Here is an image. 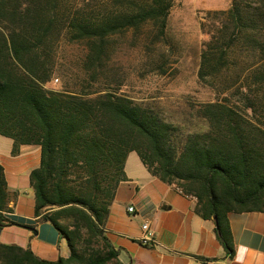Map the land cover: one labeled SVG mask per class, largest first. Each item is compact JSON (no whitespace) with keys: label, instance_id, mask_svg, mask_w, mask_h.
Here are the masks:
<instances>
[{"label":"trees","instance_id":"16d2710c","mask_svg":"<svg viewBox=\"0 0 264 264\" xmlns=\"http://www.w3.org/2000/svg\"><path fill=\"white\" fill-rule=\"evenodd\" d=\"M173 1L120 0L105 8L89 0H0V136L12 140V155L23 146L40 149L29 174L34 215L68 249L48 261L0 244V264H123L106 223L131 152L151 176L194 198L197 215L217 218L213 232L228 259V214L264 212V7L230 0L225 11L208 13L197 76L218 95L192 108L201 125L182 138L126 93L127 77L105 72L114 38L149 23L162 36ZM63 37L85 45L80 77L59 69ZM229 73L230 81L216 84ZM16 197L0 166V229L16 224L7 216Z\"/></svg>","mask_w":264,"mask_h":264},{"label":"crops","instance_id":"0c3cea01","mask_svg":"<svg viewBox=\"0 0 264 264\" xmlns=\"http://www.w3.org/2000/svg\"><path fill=\"white\" fill-rule=\"evenodd\" d=\"M11 149L12 140L0 136V166L9 190L17 193L7 214L16 224L0 229V244L29 248L48 261L67 257L55 228L34 215L29 174L39 165L40 149L23 146L17 155ZM128 156L126 180L117 187L106 223V235L121 250L123 264L131 259L138 264H264V212L228 214L234 243L228 259L213 232L214 222L195 213V199L151 176L138 156L130 162ZM130 206L133 213L127 211ZM145 223L147 230L142 229Z\"/></svg>","mask_w":264,"mask_h":264},{"label":"rangeland","instance_id":"374dc122","mask_svg":"<svg viewBox=\"0 0 264 264\" xmlns=\"http://www.w3.org/2000/svg\"><path fill=\"white\" fill-rule=\"evenodd\" d=\"M91 1L100 7L115 8L120 0ZM251 2L264 7V0ZM229 3L230 0H174L162 36L157 37V27L149 23L114 38L112 59L105 68L106 74L127 77L126 93L177 128L180 138L197 131L201 125L193 116L192 108L217 99L215 88L200 81L197 72L202 45L209 38L203 25L206 27L209 20L212 21L207 15L213 11H225ZM85 53L83 43H71L64 37L59 40L57 63L66 77L81 76ZM231 76V73L225 75L216 84L222 85L225 78L230 81ZM53 77L60 76L55 74ZM57 83L54 79L52 85ZM228 94L225 91L219 96L222 99ZM260 95L264 97V93ZM137 158L135 152L128 156L129 162Z\"/></svg>","mask_w":264,"mask_h":264},{"label":"built area","instance_id":"2783aa9c","mask_svg":"<svg viewBox=\"0 0 264 264\" xmlns=\"http://www.w3.org/2000/svg\"><path fill=\"white\" fill-rule=\"evenodd\" d=\"M176 187V186H175ZM176 189L179 191V192H181V190L178 188V187H176ZM127 211L129 212V213H133V211H134V209H133V207H128L127 208ZM149 228V225H148V223H145V224H143V226H142V229L143 230H147Z\"/></svg>","mask_w":264,"mask_h":264},{"label":"water","instance_id":"95a60500","mask_svg":"<svg viewBox=\"0 0 264 264\" xmlns=\"http://www.w3.org/2000/svg\"><path fill=\"white\" fill-rule=\"evenodd\" d=\"M214 222H215V227H216V229L218 230L219 225H218V221H217V218H216V217L214 218Z\"/></svg>","mask_w":264,"mask_h":264}]
</instances>
